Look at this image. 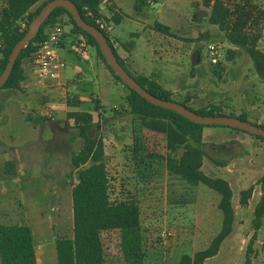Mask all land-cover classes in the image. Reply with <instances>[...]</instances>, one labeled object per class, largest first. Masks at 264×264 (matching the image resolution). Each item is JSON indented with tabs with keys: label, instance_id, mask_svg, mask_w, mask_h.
Listing matches in <instances>:
<instances>
[{
	"label": "rangeland",
	"instance_id": "374dc122",
	"mask_svg": "<svg viewBox=\"0 0 264 264\" xmlns=\"http://www.w3.org/2000/svg\"><path fill=\"white\" fill-rule=\"evenodd\" d=\"M114 1L123 18L117 24L113 21V31L105 36L113 49L118 43L122 51L127 52V61H124L115 49L134 78L137 76L131 64L166 74L168 78L178 75L175 77L178 83L189 85L192 94L199 98L208 96L214 102H232L238 106L246 95H254L264 102V83L257 82L253 62L247 53L240 49L233 61H226L227 50L233 46L225 39L224 32L209 22L214 0ZM225 3L231 9L236 3L246 4L254 11L255 28L260 34L259 47L264 51V0ZM156 24L169 27L171 34L158 32ZM210 44L222 48L221 59L216 65L210 60ZM87 51V59L76 53L64 54L66 69L51 83L58 88L46 83L47 89H43L33 79L31 88L38 90L33 100L14 90L13 95L17 93L19 98L2 103L0 224L28 225L36 234L37 242L43 238L53 241L73 237L71 186L76 183L77 175L70 158L85 147L86 140L79 135L75 123L66 120L69 108L64 100L65 95L75 100L73 95L81 94L90 99L83 109L91 111L94 117L95 126L88 136L102 138L106 146L111 199L140 207L144 264H175L184 255L193 257L207 249L222 230L223 213L217 208L219 195L203 184L190 185L167 171L165 136L142 126L128 107V89L105 74L95 47L89 46ZM4 97L0 96V103ZM95 101L99 102V111L95 109ZM31 104L35 111L29 108ZM250 137L256 142L241 143L240 148L224 153L205 151L207 156L203 158L201 170L230 184L237 215L232 233L220 247V254L204 264H244L248 255L253 264H264V219L260 229L254 226V211L262 192L260 184L247 206L239 204L241 191L264 175L262 140ZM211 138L232 142V136L225 134ZM16 151L20 154L19 162L15 159ZM182 153L183 148H180L176 155L179 157ZM4 157L13 159L15 168L21 165V169L26 170V182L17 184L15 177L5 174L8 159L5 161ZM210 157L228 160L227 168L218 169ZM38 167L41 173L35 170ZM38 175L51 180H39ZM11 183L17 189L10 188ZM115 236L118 239L117 232ZM111 237L114 238H108ZM112 250L109 255L121 264L117 241ZM45 253L44 264L56 262V250L53 253L48 247Z\"/></svg>",
	"mask_w": 264,
	"mask_h": 264
},
{
	"label": "trees",
	"instance_id": "16d2710c",
	"mask_svg": "<svg viewBox=\"0 0 264 264\" xmlns=\"http://www.w3.org/2000/svg\"><path fill=\"white\" fill-rule=\"evenodd\" d=\"M51 1L7 0L6 6L0 11V76L8 64L13 48L26 35L30 22ZM70 1L77 5L84 20L98 29L95 19L89 16L88 12L92 13L94 17L100 16L104 1L110 3L111 0ZM225 1L232 2L233 0H214L209 22L224 32L225 39L236 50L241 49L247 53L257 75L264 83V51L259 47L260 34L255 28L254 11L248 5L240 3L234 4L231 9ZM113 7L117 11L112 17V21L117 24L121 22L123 15L114 5ZM64 18L68 19L74 33L84 35L89 45L96 48L98 56L113 78L128 89L129 94L126 101L130 112L144 128L165 136L167 171L190 185L203 184L219 195L220 200L217 207L223 213L221 232L212 240L207 249L195 253L193 257L184 255L178 263H175L204 264L206 260L218 255L222 243L232 233L235 222V208L232 204L233 192L230 184L222 178L208 176L201 170L203 158L207 156L202 141V130L206 126L194 123L174 111L153 105L131 90L107 64L97 41L79 28L71 14L62 7L53 11L49 19L41 26L37 37L20 53L8 81L0 90H22V85L27 80L25 64L32 61L39 45L47 39L48 31ZM24 21L27 22V29L20 32L19 24ZM155 29L165 35L171 34L169 27L160 24H156ZM113 51L120 64L125 68L115 49ZM134 79L155 97L174 101L199 115H228L248 122L245 114L227 113L221 105L211 104L195 110L187 106L186 103L175 101L172 99V93L164 89L153 78L138 76ZM1 108L0 104V110ZM95 109H100L99 104L96 103ZM68 119L75 120L76 128L80 131L79 135L86 140V145L79 152L73 153L70 158L71 165L77 175L76 183L72 188L73 237L56 240L57 264H118L109 255L104 238V234L110 232L118 233L116 241L118 251L122 256L121 264H144L146 255L143 249L140 207L135 203L111 199L104 140L88 136L89 131L95 126L93 116L87 112H75L69 113ZM255 137L264 142V137ZM180 148H183V153L178 157L176 152ZM210 159L218 167L227 166L226 161L211 157ZM5 174L8 176L16 174L14 161L5 163ZM257 184L261 186L262 195L254 211V226L256 229H260L264 219V175ZM254 190L255 186L252 185L241 191L240 206L248 205ZM0 258L1 264H38L32 230L28 225L0 224ZM244 264H253L250 255L247 256Z\"/></svg>",
	"mask_w": 264,
	"mask_h": 264
},
{
	"label": "crops",
	"instance_id": "0c3cea01",
	"mask_svg": "<svg viewBox=\"0 0 264 264\" xmlns=\"http://www.w3.org/2000/svg\"><path fill=\"white\" fill-rule=\"evenodd\" d=\"M113 1L114 0L110 1V4H112V5H114L116 7L117 5H115V3H114L115 1L114 2ZM102 12L107 13L106 4L102 5ZM64 21H66L67 24L69 25L71 33L67 34V36L65 37L64 41L61 44V53H62L63 56L67 52L70 53V54H75L74 49H73V45H74V42L76 40V36L78 34H80V33H74L73 32V27L66 20V18H64ZM259 42H260V40H259ZM0 45H1V43H0ZM89 46H91V45H89ZM91 47L94 48L93 46H91ZM114 47L117 50V53L119 54V56L122 58V60L127 61V56H126L127 52L126 51H122L123 49H121L122 47H120V45L118 43ZM232 49H234L236 51V55H237L238 50H236V48L234 46L232 47ZM236 55H235V57H236ZM197 57H199V55H197ZM97 58H98L99 64L104 68L105 74L110 79H112L115 83H118L117 81H115V79H113V76H111L110 71L105 67V65L103 64V62L101 61V59H100V57L98 55H97ZM0 59H1V53H0ZM126 63H128V62H126ZM31 66H32V62L31 61H29V62H27L25 64V70H26V73H27V80L25 81V83H23L22 90L21 91H17L16 90L15 92H22V93H24V96H26L28 99L32 98V100H33L35 98L34 94L38 90L34 89V88H31V85L33 84V76L31 74ZM130 67H131V70L133 71V73L137 77L138 76H145V77L153 78L164 89H166L167 91L172 93V99H174L175 101H178V102L186 103L187 106H189V107H191V108H193L195 110L203 108V107H206V106L211 105V104H213V105H221L223 107V109L225 110V112H227V113L232 112V113H234L236 115L245 114L246 117H247L248 122H250V123H252L254 125H257V126H263L264 127V102L262 103L261 100L259 98H257L256 96H254V95L253 96L252 95H249V96L246 95V97L243 98L242 104L238 105V106H235L232 102L231 103H228V102L224 103L223 101L214 102L212 100V98H208V96L207 97H203V98H199L196 94H192V92H191V90L189 88L190 87L189 85H182V84L178 83L177 79L175 78V77L178 78V75L173 77V78H168V77H166V74H159V73L155 72L154 70H150V69L148 70L145 67L134 66V64H131ZM256 76H257L256 77L257 78V82L259 84H263V81L260 79V77L257 75V73H256ZM244 79H245V82L248 84L249 81L247 80L246 76H245ZM80 81L81 82H85V79H80ZM34 83H35V81H34ZM241 83H242V81H241ZM36 85H38V84H36ZM42 86H43V89H47V88H45L46 87L45 84L42 85ZM48 86H52V87L54 86V87L58 88V86L55 83L54 84L48 83ZM254 87L256 88L257 85H254ZM25 88H27L26 91H25ZM30 89L34 92L33 95H32V93H30L31 92ZM13 91L14 90H8V89H5V90L3 89V90L0 91V96H3V97L5 96L4 97L5 99L2 100V102L0 103L1 105H2V103L5 100H8L9 102H12V101L17 100V98H19L17 93L13 95ZM61 92L63 93L64 91H61ZM6 94H8V96H6ZM215 95H217V94H215ZM73 96H75L77 99L73 100L72 99L73 97L70 98V97L65 95L66 100H64V102H65V105H67V107L69 108V111L67 112V115H66V118H67L66 120L68 122H70V123L71 122L75 123L74 119H68V114L69 113H75V112H78V113L87 112V113H90L93 116L91 111H87V110L83 109V107H87L88 106L90 99L88 97L84 96V95H81V94H76V95L74 94ZM91 99L98 100L101 103V101L98 98H94V96H91ZM98 101H95V102L97 104H99ZM2 108H3V106H2ZM2 108H1V110H2ZM29 108H33L34 109L32 104L30 105ZM1 110H0V112H1ZM34 111H35V109H34ZM97 111H99V110H97ZM217 134H225V135L232 136V138H231L232 142L229 141V140L217 141L214 138H211V137H213L214 135H217ZM247 134H249V133H241V131H236V130L230 129L228 127L206 126L202 130V141L204 143V151H216V152H219V153H224L223 151H230V150H232V148H240L241 147V143H244V142L255 143L256 141L254 139H252L253 137H250V136H253V135H251V134L247 135ZM261 145L264 146V142L261 141ZM15 157H16L15 159L19 162L20 161V154L17 151H16V154H15ZM4 158H5V161L7 159H8L7 161H13V159H9L8 157H4ZM229 159H231V158H229ZM223 161L227 162L228 160H223ZM227 165H228V163H227ZM21 167H22L21 165L16 166V168H15L16 169V174L14 176H12V177H15V182L17 184L26 182V180H24V176H27V173H26V170H22ZM225 168H227V166L226 167H219L218 169H225ZM35 170L38 173H41L40 167H38ZM38 176H40L39 178H37L39 180H41V179L42 180L45 179V181H47V179H48V181L51 180V178H46V177H43L42 175H38ZM258 181L254 182L252 184V185L255 186V190L257 189V187H259V184H257ZM11 184L13 186L10 185V188L14 187V189L15 188L17 189V186L14 183H11ZM6 186L9 187V183H6ZM73 186H71V189L73 188ZM44 194L46 195L45 191H44ZM261 195H262V192L259 193V196H261ZM253 196H254V193H253ZM235 215H237V212L235 213ZM115 233L116 232H110V233L104 234V238L106 239V245L108 247V252H112L113 251L112 249L114 247V242L117 240L116 239L117 237L115 236ZM32 234H33L35 252H36V257H37V263L38 264H44V259L43 258H44L45 254H46L45 252L47 251L48 247H51V249L53 250V253H54V250H56L55 242H56L57 239L51 241V240H48L46 238H43V239H38V242H37V238L35 237L36 234L34 233L33 230H32ZM109 236H114V238L111 237V239H109L108 238ZM107 238H108V240H107ZM219 254H220V252H219ZM120 262H122V261H120ZM0 264H1V258H0ZM52 264H57V252H56V262L53 261Z\"/></svg>",
	"mask_w": 264,
	"mask_h": 264
},
{
	"label": "water",
	"instance_id": "95a60500",
	"mask_svg": "<svg viewBox=\"0 0 264 264\" xmlns=\"http://www.w3.org/2000/svg\"><path fill=\"white\" fill-rule=\"evenodd\" d=\"M60 7L65 8L71 14L78 27L86 31L97 41L107 64L112 68L113 72L121 79V81L149 103L174 111L197 124L204 126H224L249 133L253 136L264 137V128L250 122L243 121L237 117L228 115L202 116L188 109L186 106L180 105L174 101L160 99L150 94L141 85H139L134 77L120 64L106 36L96 27L87 23L81 16L77 5L70 0H52L30 22L26 35L15 45L9 56L8 64L0 76V88L8 81L20 53L29 46L33 39L37 37L41 26L49 19L53 11ZM235 55L236 51L234 49H228L226 53V61H233ZM197 61H199V57H197Z\"/></svg>",
	"mask_w": 264,
	"mask_h": 264
},
{
	"label": "built area",
	"instance_id": "2783aa9c",
	"mask_svg": "<svg viewBox=\"0 0 264 264\" xmlns=\"http://www.w3.org/2000/svg\"><path fill=\"white\" fill-rule=\"evenodd\" d=\"M6 3L7 0H1L0 11L6 6ZM103 4H106L107 13L102 12L98 17H94L90 12H88V15L95 19L98 30L104 34H110L114 28L112 17L117 10L108 1H104ZM25 29H27V22L24 21L19 24V31L23 32ZM68 33H71L69 25L66 21L60 20L48 31L47 39L39 45V49L33 55L31 61V74L36 84L44 85L46 83H53L59 73L66 69L67 61L61 53V44ZM88 48L89 43L86 37L78 34L73 45L74 52L83 59H87ZM208 52L211 63L213 65L218 64L221 59L222 48L218 45L210 44L208 46ZM168 235L170 234L167 233Z\"/></svg>",
	"mask_w": 264,
	"mask_h": 264
}]
</instances>
